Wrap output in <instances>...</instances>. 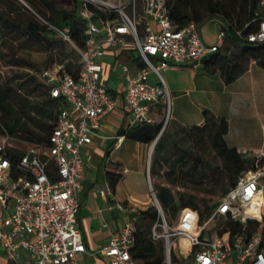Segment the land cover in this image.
Returning a JSON list of instances; mask_svg holds the SVG:
<instances>
[{
    "label": "built area",
    "instance_id": "built-area-1",
    "mask_svg": "<svg viewBox=\"0 0 264 264\" xmlns=\"http://www.w3.org/2000/svg\"><path fill=\"white\" fill-rule=\"evenodd\" d=\"M76 1L80 2L77 17L84 23L83 47L77 48L66 31L53 28L79 55L76 76L67 71V61L39 74L49 98L60 103L48 146L29 148L13 163L11 138L4 135L0 140V248L13 264H78L79 255L86 253L78 227L81 150L101 138L100 123L119 102L126 110L121 129L153 123L151 109L159 104L169 106L161 71L185 64L199 66L225 39L221 30L216 44L209 46L202 41L198 24L176 28L166 0ZM258 3L262 17L256 29L235 32L238 40L251 45L264 44V0ZM107 48L119 55L133 51L138 60L123 64L116 58L114 68L125 81L124 90L116 94L101 82V59ZM150 73L157 77V85L149 82ZM168 120L166 112L158 137ZM123 138L115 136L116 143ZM253 157L254 166L241 173L200 226L196 213L182 211L181 217L189 212L187 225L193 226V233L180 226L181 218L176 228L168 226L147 170L148 208L157 216L148 237L162 243L164 264H264V152ZM52 168L53 181L49 176ZM104 193L110 195V189ZM114 208L124 217L120 229L92 256L108 264H137L131 249L136 224L148 208L139 210L124 203L108 206Z\"/></svg>",
    "mask_w": 264,
    "mask_h": 264
},
{
    "label": "trees",
    "instance_id": "trees-1",
    "mask_svg": "<svg viewBox=\"0 0 264 264\" xmlns=\"http://www.w3.org/2000/svg\"><path fill=\"white\" fill-rule=\"evenodd\" d=\"M3 1L8 11L2 12L0 9V44L8 38L23 40L28 48H35L40 52H46L54 56L56 53L54 47L57 45L61 46L64 43L61 39L56 38L57 33L53 30V28H56L61 31H66L77 48L83 47L84 23L74 15V11L68 12L61 9L63 2L70 3L75 7L76 0H23L37 15L45 20V25L37 23L30 17L18 15L14 8H10L11 6L7 0H0V4ZM166 5L170 20L176 28H181L191 22L200 26L212 19H218L220 21L222 25L221 30L225 34V41L235 49L229 51V54L216 52L211 55L209 63L204 64V69L208 74L220 72L224 83L230 84L242 72L244 62L250 59L255 61L260 68L264 69V44H247L238 40L235 35L236 31L242 30L246 34L256 29L258 21L262 17L258 0H166ZM101 17L104 19L106 16L101 15ZM73 50L76 52L74 48ZM63 61H67V71L73 76H76L79 64L77 67H74L69 59H60L56 63ZM132 62L138 63V60L133 58ZM43 88L48 96V100L40 104H32L26 100L17 110L13 102H16L20 95H23V91L34 92L35 87L31 86L28 82L12 84L10 81H5L0 83V136L7 135L11 138L14 146L11 152L13 163L18 162L23 152L29 148L48 146L49 135L56 123L60 103L55 99L49 98L48 89L46 87ZM26 105L30 109L28 110V114L38 120L40 117H51L54 114L56 116L54 123L45 125L43 122H40L41 132L35 133L27 130L24 128V123L20 122V116L25 112ZM202 116L204 119L203 127L182 128V130L194 134L197 142L203 141L205 134L209 131L211 149L222 160L224 166V179H226L227 188L223 190V196L236 185L241 173L254 166L256 158L244 157L237 153L235 149L227 147L224 140L227 131V122L225 120L215 119L211 112L206 109L202 110ZM161 127L162 122L142 123L135 125L129 130L120 129L118 135L146 145L155 141L160 133ZM16 138L27 142V144L16 142ZM163 139L164 135L161 134L154 146L153 156L149 166L150 175L156 176L158 174L157 160L167 149L162 145ZM186 154L188 153L185 150L180 149L177 157L170 163V168L166 175L171 185H175L176 183L178 175L177 165ZM261 164H264V157L261 159ZM117 168L118 166L115 165L113 169L106 171V181L112 191H114L122 177V174ZM203 175L208 176L209 174L208 172H204ZM49 176L53 181V168ZM155 187L157 199L163 210H174L177 207L190 208L197 213L199 225H201V221L209 214L216 203L212 206H206L204 210H200L192 194L189 193L175 198L167 187L159 185H155ZM170 215L175 218V210L171 211ZM156 218V213L150 207L141 212L138 223L136 224L131 257L137 264H164L162 243L153 242L148 237Z\"/></svg>",
    "mask_w": 264,
    "mask_h": 264
},
{
    "label": "crops",
    "instance_id": "crops-1",
    "mask_svg": "<svg viewBox=\"0 0 264 264\" xmlns=\"http://www.w3.org/2000/svg\"><path fill=\"white\" fill-rule=\"evenodd\" d=\"M17 1L30 9L23 0ZM79 7L80 2L77 1L74 7L76 17ZM205 23H209L210 26L202 29L201 25L199 26L201 39L206 45H215L222 25L216 19ZM56 38L60 39L57 35ZM8 40L15 44L19 43L23 50H28L23 40L13 38H8ZM6 43L7 41L2 42V46ZM234 49L224 39L217 52L229 54V51ZM40 53L54 57L46 52ZM135 57L136 54L123 53L119 55L117 51L107 48L101 59L103 63L101 82L112 94L122 92L125 87L123 75L120 72V76L117 77L116 73L120 70L114 68L116 58L123 64H132ZM210 57L199 66L185 64L172 66L161 71L164 85L169 93V105L171 107L169 124L174 128L181 129L201 128L204 125L202 110H209L215 119L227 122V131L224 136L227 147L235 149L244 157L251 158L257 152L264 151V69L250 59L244 62L242 72L237 79L230 84H225L220 72L208 74L205 71L204 64L209 63ZM52 60L44 61V66H46L44 69L55 64ZM17 82L18 80H15V84ZM149 82L152 85L158 84L157 77L153 73L149 74ZM110 83L114 85L111 88L109 87ZM164 115L161 104L153 107L150 111L153 123H160L164 119ZM125 118L126 110L119 102L115 110L101 121L99 128L101 138L94 139L91 144L81 150L83 172L80 188L77 192V198L81 204L78 214V227L81 231L86 253L79 255L78 264H108L105 259L92 256V253L97 252L107 244L111 236L117 234L124 220L122 214L115 208L109 210L108 206L124 203L139 210H145L150 206L149 190L148 192L145 191L141 177L144 175L147 178L150 152L156 142H153L152 146V143L144 145L123 138L121 142L116 143L115 136H118ZM168 135L167 137H169ZM108 141L112 142L113 147L106 150ZM123 145L134 150V158L124 156L115 161L113 153ZM162 145L165 148L168 147L166 136H164ZM144 154L147 157L143 166ZM132 159L139 169L134 173L141 176L138 182L142 184L140 187L138 184V188L134 190L136 195L128 192L137 185L131 176L133 171L127 167L133 163ZM115 165L118 166L117 170L122 174V177L112 191L106 181V171L113 169ZM124 184L126 186H123ZM120 187L121 189L127 187V195L124 190L123 193L120 192ZM107 188L110 189V195L104 193ZM101 192L103 193L101 194ZM0 264H13L6 259L1 248Z\"/></svg>",
    "mask_w": 264,
    "mask_h": 264
},
{
    "label": "rangeland",
    "instance_id": "rangeland-1",
    "mask_svg": "<svg viewBox=\"0 0 264 264\" xmlns=\"http://www.w3.org/2000/svg\"><path fill=\"white\" fill-rule=\"evenodd\" d=\"M10 4V8H14L15 12L18 13V15H23L24 17H30L34 21H36L39 24L45 25V20H43L39 15H37L31 8L28 9L24 7L19 1L17 0H7ZM25 8V10H24ZM0 9L2 12L8 11V8L5 6L4 1L0 4ZM65 11H74V7L67 2H63L62 8ZM218 20V19H216ZM210 26L209 23H203L201 25L202 28H206ZM6 45L2 46V43L0 45V83H3L5 81H10L12 84L15 83V80L20 81V83L28 82L31 86L35 87L34 92H24L23 95H20L18 97V100L16 102H13L14 107L18 110V108L22 105V103L26 102L28 100L32 104H40L46 100H48V96L44 91V84L42 80L40 79V72L46 66H44V61L47 59H53L52 62L56 63L59 62L60 59H69L71 64L74 67L78 66V55L73 50L72 45L64 42L61 44V46H55L56 53L54 57L46 56L42 53H40L35 48H28V50H23L19 43H13L10 42L8 39ZM4 41V42H5ZM133 55L135 53L131 51ZM117 77L120 76V71H117ZM17 82V84H19ZM114 86L112 83L109 84V87L111 88ZM164 113L168 112L169 116L171 113V107L170 105L165 108L164 104H161ZM28 106H25V112L21 114L20 116V122L24 123L27 130H31L33 132H41V123L45 125H51L54 123L56 116L54 114L51 115V117H45L40 119H35L31 115L28 114ZM20 115V114H19ZM165 117V115H164ZM164 119H162L163 124ZM164 136H166V140L168 142V147L165 150V152L158 158L157 163V169L158 174L156 176L150 175V181L153 189L156 191L155 185L159 186H165L167 187L172 195L175 198L184 196L185 194H192L196 199V204L199 205L200 210H204L206 206H212L219 198L222 197L223 190L227 188V183L224 173V166L223 162L220 158L216 156V154L211 149V145L209 143L210 134L209 131L205 134L204 140L201 142H197L196 136L194 134H190L181 128H174L172 125L169 124V120L166 124V127L164 131L162 132ZM167 134H169L167 137ZM172 137V138H171ZM1 140V136H0ZM16 142L19 143H25L19 139H15ZM153 146V142L151 144ZM113 147L112 142H109L106 144V150H109ZM180 149L185 150L188 154L184 156L181 162L177 165V180L175 185H171L169 182V178L166 175V173L169 171L170 163L177 157V153L180 151ZM154 151L153 149L150 152V158H149V165L152 160ZM134 150L128 149L125 145H123L120 149L114 151L113 153V159L117 161V159L122 158L124 156L134 158L133 156ZM132 155V156H130ZM146 154H144L143 157V166L146 163ZM134 159H132V164L130 166H127L128 169H131L133 173H131L132 178H134V183L137 182V185L135 188L131 191L128 190L129 193L136 195L137 193L134 192L136 188L142 186L138 180H140V175L135 174V171H138L139 169L135 165ZM208 172V176H204L203 173ZM135 174V175H134ZM150 174V173H149ZM211 176V177H209ZM143 179V187L145 188V191L148 192L149 185L147 178L143 175L141 177ZM211 178V179H210ZM123 186H126L125 184ZM122 186V187H123ZM123 190L125 194L127 195V187L122 188L120 187V192L123 193ZM190 208H181L177 207L175 208L176 217H171V211H174L170 209L169 211L164 212V216L166 218V221L168 223V226L171 229H174L177 227L179 223V219L181 218L183 221L180 226L185 227L187 230H193V226H188V220L191 217L189 212H184V214L181 217V213L183 210ZM192 212L196 213L195 211L191 210ZM197 215V213H196ZM195 215V216H196ZM194 218V222H195ZM198 221V217H197ZM199 225V223H198ZM200 226V225H199Z\"/></svg>",
    "mask_w": 264,
    "mask_h": 264
},
{
    "label": "bare ground",
    "instance_id": "bare-ground-1",
    "mask_svg": "<svg viewBox=\"0 0 264 264\" xmlns=\"http://www.w3.org/2000/svg\"><path fill=\"white\" fill-rule=\"evenodd\" d=\"M188 231H190L191 233H193V232H194L193 230H188Z\"/></svg>",
    "mask_w": 264,
    "mask_h": 264
}]
</instances>
